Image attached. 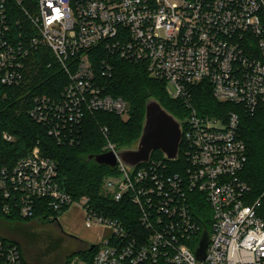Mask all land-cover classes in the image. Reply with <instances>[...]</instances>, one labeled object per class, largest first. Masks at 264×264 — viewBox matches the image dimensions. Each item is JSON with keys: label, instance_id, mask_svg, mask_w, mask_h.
Listing matches in <instances>:
<instances>
[{"label": "built area", "instance_id": "obj_1", "mask_svg": "<svg viewBox=\"0 0 264 264\" xmlns=\"http://www.w3.org/2000/svg\"><path fill=\"white\" fill-rule=\"evenodd\" d=\"M263 12L264 0H0V87H21L40 49L53 58L47 69L56 65L67 78L61 93L33 96L28 111L58 144H75L88 115L129 113L108 92L117 60L144 66L185 111L182 157L167 160L179 171L153 161L131 173L118 159V175L104 179L103 199L129 207L121 215L88 197L74 200L59 183L57 163L39 149L0 170L5 212L26 220L44 209L58 213L48 222L78 208L86 228L109 235L94 245L93 264H264L263 205L248 203L239 114L202 115L193 97L207 86L218 102L249 115L264 105ZM102 132L117 156L108 129ZM0 141L16 138L4 131ZM0 264L28 263L0 240Z\"/></svg>", "mask_w": 264, "mask_h": 264}, {"label": "trees", "instance_id": "obj_2", "mask_svg": "<svg viewBox=\"0 0 264 264\" xmlns=\"http://www.w3.org/2000/svg\"><path fill=\"white\" fill-rule=\"evenodd\" d=\"M29 62L28 77L21 87L15 89L0 87V132H10L16 138L14 143L0 141V170L4 167L13 168L19 160L39 149L41 156L57 163L59 183L74 200L88 197L97 208L104 206L107 211L113 210L114 213L111 214L113 217L121 215L122 211L129 207L124 208L106 202L101 195L104 179L107 176L118 175V169L101 166L95 160H89L90 156L95 157L107 152V140L102 132L103 128L108 129L109 141L118 150L132 145L139 139L148 99L156 98L164 108L180 120L185 117L182 103L172 100L165 92L164 83L151 78L144 66L117 60L114 76L108 82V92L129 104V119L124 121L120 116L104 112L88 115L83 121L82 133L78 141L73 145H60L49 136L46 128L30 119L28 111L33 96L61 93L67 84V78L56 65L53 69H47L49 63H53L49 50L40 49L33 52ZM193 97L195 107L202 115L227 119L231 113L239 114V135L247 145L249 157L242 179L251 189L248 203L261 199L263 205L261 214L264 215V105L259 106L254 115H249L238 106L218 102L211 88L207 86L194 88ZM182 153L183 146L180 147V158ZM153 161L166 162L171 171H179V163L167 161L160 151L152 155L150 162ZM4 205L5 200L0 193V223L4 224L0 228V240L17 246L28 264H36L34 259L32 262L27 260V246L33 242L23 232L29 231L32 225H27L35 221L46 223L51 215L56 219L58 213L53 214L44 209L35 218L26 220L16 213L5 212ZM48 222L54 223L56 220ZM8 224L15 226L7 229L5 227ZM19 232L23 235L21 236ZM96 251L89 248L76 250L70 253L65 264H71L74 260L93 264ZM40 263L56 264V261L51 257H44Z\"/></svg>", "mask_w": 264, "mask_h": 264}, {"label": "water", "instance_id": "obj_3", "mask_svg": "<svg viewBox=\"0 0 264 264\" xmlns=\"http://www.w3.org/2000/svg\"><path fill=\"white\" fill-rule=\"evenodd\" d=\"M182 140V120L171 114L156 98H150L146 101L142 132L139 139L130 146L118 149V157L113 152H106L99 156H90L89 160H95L97 164L112 169L118 166L120 160L133 173L137 167L150 163L152 155L157 151H160L166 160L177 159ZM208 244V235L205 234L196 252L198 259L205 260ZM94 247V245L85 244L78 251L85 248L93 250Z\"/></svg>", "mask_w": 264, "mask_h": 264}, {"label": "rangeland", "instance_id": "obj_4", "mask_svg": "<svg viewBox=\"0 0 264 264\" xmlns=\"http://www.w3.org/2000/svg\"><path fill=\"white\" fill-rule=\"evenodd\" d=\"M165 92L169 96L166 87ZM122 119L127 121L129 119V113ZM120 179L118 176L115 178L117 181ZM2 225L4 224L0 223V228L3 227ZM30 225H32V228L29 231L23 232L33 242H30L27 246L29 256H27V260L32 262L34 259V261L36 260V264H39L40 260L43 261L44 257H51V259L56 261V264H65L67 258L71 255L70 253L81 249L82 245H97L109 236L106 231L86 228L83 215L76 207H73L68 213L58 217L57 222L41 223L35 221L27 226ZM14 226L8 224L5 228L8 229ZM19 234L21 236L23 235L22 232H19ZM47 260L51 262L50 259ZM71 264H79V262L78 260H74ZM80 264L84 263L81 262Z\"/></svg>", "mask_w": 264, "mask_h": 264}]
</instances>
